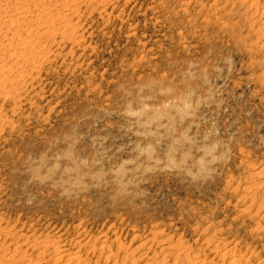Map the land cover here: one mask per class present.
<instances>
[{
    "label": "rangeland",
    "instance_id": "374dc122",
    "mask_svg": "<svg viewBox=\"0 0 264 264\" xmlns=\"http://www.w3.org/2000/svg\"><path fill=\"white\" fill-rule=\"evenodd\" d=\"M0 264H264V0H0Z\"/></svg>",
    "mask_w": 264,
    "mask_h": 264
}]
</instances>
